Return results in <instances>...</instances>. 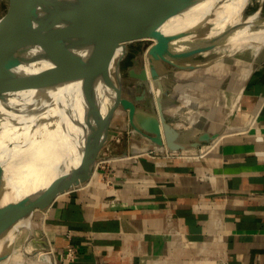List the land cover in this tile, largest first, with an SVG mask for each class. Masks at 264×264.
Segmentation results:
<instances>
[{
	"label": "crops",
	"instance_id": "obj_1",
	"mask_svg": "<svg viewBox=\"0 0 264 264\" xmlns=\"http://www.w3.org/2000/svg\"><path fill=\"white\" fill-rule=\"evenodd\" d=\"M169 74L179 94L166 112L194 101L192 138L204 129L222 134L156 152L117 110L103 144L118 155L111 182L95 169L33 216L34 235L48 240L58 264H264V44ZM69 245L72 258L62 255Z\"/></svg>",
	"mask_w": 264,
	"mask_h": 264
},
{
	"label": "water",
	"instance_id": "obj_2",
	"mask_svg": "<svg viewBox=\"0 0 264 264\" xmlns=\"http://www.w3.org/2000/svg\"><path fill=\"white\" fill-rule=\"evenodd\" d=\"M84 1L87 4L83 11L59 40L52 45L40 42L32 57L17 61L23 45L0 67V260H5L4 264L22 229L27 230L21 246L25 252L36 254L40 248L25 250L28 240L49 246L45 237L34 235L33 216L60 193L88 182L117 110L126 112L129 131L147 138L156 152L215 141L222 134V127L213 132L204 129L191 136V114L198 109L196 102L180 104L171 114L166 112L179 94L178 89H171L169 70L210 64L241 47L206 58L196 56L215 46L232 44L242 33L264 31L263 16L245 18L214 33L209 32L206 17L165 31L171 17L185 15L209 0ZM246 4L244 1L240 7L241 14L249 16L243 13ZM22 33L20 28L13 42L19 41ZM145 37L154 40L123 71L121 61L128 43ZM114 57L116 67L112 68ZM74 109L79 111L78 121L72 122L79 127L72 162L46 184L13 197L8 178L23 159L24 148L54 121L65 125L66 117H74ZM174 122L185 125L176 126ZM52 264H56L54 257Z\"/></svg>",
	"mask_w": 264,
	"mask_h": 264
},
{
	"label": "bare ground",
	"instance_id": "obj_3",
	"mask_svg": "<svg viewBox=\"0 0 264 264\" xmlns=\"http://www.w3.org/2000/svg\"><path fill=\"white\" fill-rule=\"evenodd\" d=\"M244 1L247 3V0H209L185 15L171 17L164 29L174 31L185 24H192L206 17L208 30L214 33L246 20L245 18L257 17V13L249 16L241 14L240 7ZM86 4L84 0H13L8 11L0 17V67L13 56L15 50L28 41L33 43L32 49L37 48L42 40L50 45L55 43L67 33ZM20 28H23L22 37L19 41L13 42ZM241 35L242 37L232 44L215 46L201 54L232 52L246 44H253L256 47L264 44V31ZM144 39L150 41L146 50L154 38L145 37L139 40ZM116 60L117 57H114L112 68L116 67ZM72 112L74 117H66L65 125L60 124V120L54 121L53 124L42 128L34 137L35 141L24 148L23 159L15 165L8 178L10 193L13 197L46 184L55 173L60 172L72 162L77 150L76 134L79 127L74 126L73 122H76L79 111L74 109ZM29 244L31 249L32 245ZM48 249L52 254L50 246ZM51 256H48V259L52 263L53 256ZM4 261L0 264H4Z\"/></svg>",
	"mask_w": 264,
	"mask_h": 264
},
{
	"label": "rangeland",
	"instance_id": "obj_4",
	"mask_svg": "<svg viewBox=\"0 0 264 264\" xmlns=\"http://www.w3.org/2000/svg\"><path fill=\"white\" fill-rule=\"evenodd\" d=\"M11 2H12L11 0H1L0 1V17L8 10L9 6L11 5ZM255 11H257L258 17H261V16L264 17V0H248L247 4L245 5V8L243 10V13L245 15H250V14L254 13ZM149 42L150 41L149 40H146V39L139 40V41H133V42L128 43V48H130V47L132 48V46H134L135 44H138V46H139L138 49H140V51H139V53H140V52H143L145 50V48L149 44ZM42 45H43V40H42ZM32 46H33V43L31 41H28L23 46L22 51L19 53L18 58H17V61H24V60H27L30 57H32L33 54H34L33 49H32ZM241 48H243V46ZM43 49H44V46H42L40 48L41 51ZM212 55H209V54H199V55L196 56V58H199V59L202 58V57H205L206 58V57H210ZM232 60H233V58L232 57L230 58V56H229V58H225V60L223 61V63H225V62L230 63ZM125 63H126V58L121 63V67L122 68L125 65ZM108 140H109V138L106 139L105 142L108 141ZM26 234H27V230L26 229H22V230L19 231V233L15 237L14 247H13V251H12V254L10 256L9 261L10 260L12 261L13 258L16 256V257H20V258L21 257L32 258V259L34 258L33 261H30L32 263L38 262L40 260V258H41V260L39 262H41L42 264L43 263L52 264L51 261L48 259V256H51V255L53 257H55V256L53 255V252H52V254L50 253V250L48 249L49 246L45 247V252H44L45 255L40 254V253H38V254L36 253L34 255V254H31V253L25 252L21 248L22 243H23V241H24V239L26 237ZM29 243H31V245H32L31 246V249H29V247H30L29 246L30 245ZM25 244H26L25 245V250H27V251L28 250L33 251V249H35L37 247H41V246H37L36 243H34V242L30 241V240L26 241ZM47 250H49V251H47ZM29 256H31V257H29ZM36 258H39V260H36ZM28 260H30V259H28ZM3 261L0 260V263L3 262ZM9 263H11V262H9ZM9 263H6V264H9ZM12 264H14V263H12Z\"/></svg>",
	"mask_w": 264,
	"mask_h": 264
},
{
	"label": "built area",
	"instance_id": "obj_5",
	"mask_svg": "<svg viewBox=\"0 0 264 264\" xmlns=\"http://www.w3.org/2000/svg\"><path fill=\"white\" fill-rule=\"evenodd\" d=\"M111 151L112 150H111L109 145L103 146L101 149L102 155L99 159L96 160L94 167H93V170H92V172H93L95 169H99L101 171V173H100L101 178L104 179V181L106 183L111 182V178L109 176L110 163L113 159L116 158V156H118L117 154H113ZM74 253H75V247L69 245L67 250L62 255L64 257H67V258H72ZM54 259H55L56 264H58L55 257H54Z\"/></svg>",
	"mask_w": 264,
	"mask_h": 264
},
{
	"label": "flooded vegetation",
	"instance_id": "obj_6",
	"mask_svg": "<svg viewBox=\"0 0 264 264\" xmlns=\"http://www.w3.org/2000/svg\"><path fill=\"white\" fill-rule=\"evenodd\" d=\"M138 48H139L138 44H135L134 46H132V48L131 47L128 48L126 55L122 59V61H123L126 58L125 65L123 66V68L121 67L123 71L125 70L127 64L132 63L134 58H136L137 55L139 54L140 49H138ZM122 61H121V63H122Z\"/></svg>",
	"mask_w": 264,
	"mask_h": 264
}]
</instances>
